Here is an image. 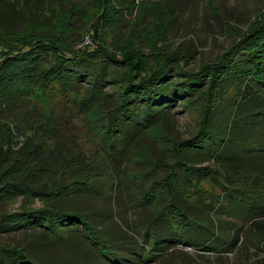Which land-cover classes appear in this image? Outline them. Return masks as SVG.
<instances>
[{
	"label": "rangeland",
	"instance_id": "374dc122",
	"mask_svg": "<svg viewBox=\"0 0 264 264\" xmlns=\"http://www.w3.org/2000/svg\"><path fill=\"white\" fill-rule=\"evenodd\" d=\"M54 1L57 0H0V23L20 29L40 19L34 25L37 32L51 33L58 29V34L75 51L87 43L95 46L90 32L97 28L101 45L113 55L122 58L126 51H139L145 70L157 59L172 55L180 68L196 71L217 60L237 39L264 23V0H109L107 12L98 0H59L61 4L55 3L51 8ZM27 36L0 30V52L20 47L22 40L29 39ZM124 69L113 63L104 65L105 78L94 95L87 83H83L79 92L67 96L44 91L39 85L28 87L23 95L28 107L19 111L16 122L20 121L22 127L29 122L27 126L40 131L48 124L57 129L60 142L64 143L59 154L62 163L57 161L60 166L47 174L32 175L46 191L42 197H19L10 205L11 210H16L24 201L34 206L57 204L86 213L102 234L93 235L100 247L106 240L112 250L102 247L99 252L98 245L84 244L74 234L51 240L37 232L20 230L0 232V242L27 248L33 245L34 253L48 264H264V234L246 226L240 242L229 252L202 248L203 244L198 243L202 236L195 239L194 246L169 244L167 251L149 261L153 259L154 244L146 237L153 235V240L157 233L160 237L166 234L165 215L157 219L155 216L168 203V192L172 190L176 201L200 219L196 221L198 225L193 223L196 229L204 227L210 234L218 231L213 246L227 238L230 226H240L241 219L247 217L230 212L222 184L247 189V195L258 206H264V112L237 115L235 110L226 112L220 108L225 102L220 103L211 121V127H220L209 132L207 140L216 146L221 140L237 141L226 147L234 151L228 162L240 175L226 178L219 161L209 163L215 173L200 179L186 177L178 162L187 160L182 157L181 142L196 135L199 129L202 108L199 90L182 100L175 97L174 105L157 106L155 117L136 113L135 123L122 125L127 135L123 140L129 141L118 151H109L101 142L98 128L107 119L104 109L118 102ZM181 78L178 69L171 68L169 79L177 82ZM145 122L153 125L146 129ZM54 141H43V149L51 157L54 153L46 150L53 148ZM66 157L70 160L63 163ZM172 171L176 172L174 177ZM57 190L60 192L55 194ZM186 192L189 201L183 200ZM55 195L58 197L54 203ZM200 196L204 198V206H216L223 211L209 214L199 209L200 203L195 200ZM217 222L219 226H215ZM170 233L171 230L167 234ZM142 234H147L143 250L149 262L140 261ZM1 258L11 263L9 255L4 253ZM126 258L133 262H127Z\"/></svg>",
	"mask_w": 264,
	"mask_h": 264
},
{
	"label": "trees",
	"instance_id": "16d2710c",
	"mask_svg": "<svg viewBox=\"0 0 264 264\" xmlns=\"http://www.w3.org/2000/svg\"><path fill=\"white\" fill-rule=\"evenodd\" d=\"M98 1L103 11L110 10L107 4L109 0ZM55 3L61 4L59 0L54 1L51 8ZM38 21L40 19L30 21L20 29L9 28L0 23L1 31L11 35L28 34L27 38H29V41L22 40L20 42L22 45L11 52H0V208H3L0 213V232L17 230L37 232L51 240L74 234L80 241H84V244L98 245L99 252L102 247L112 250L106 240L100 247V243L93 235L101 232L86 213L66 209L57 204L34 206L25 201L18 209H10V205L19 197L22 199L27 196L42 197L46 191L39 182L32 179V175L36 172L47 174L60 166L57 161L62 163L59 154L64 143L60 142L62 139L57 129H51L48 124L40 131L37 127L27 126L29 122L23 127L19 124L20 121L16 122L19 111L28 107L24 105L25 91L29 86L32 88L39 85L44 91L58 92L67 96L79 92L83 83H87L88 90L94 95L101 88L105 78L102 68L106 64L113 63L115 66L125 67L121 76L118 102L104 109L107 119L98 128L100 140L109 151H118L129 141L123 140L127 135L122 125L135 123L136 113L155 117L157 106L163 108L165 103L168 104L167 107L174 105L175 97L182 100L185 95L199 90L202 99L199 129L196 135L181 142L182 157L187 160L186 163L178 162V165L186 177L193 176L197 179L215 173L209 163L219 161L225 170L223 172L226 178L240 175L228 162V158L234 156V151L226 147L231 141H234V144L237 141L221 140L216 146V143L210 142L207 137L209 132H215L220 127V125L216 128L211 127V121L217 110L216 107H219L223 101L225 104L220 108L226 112L230 109L232 112L235 110L237 115L250 111L264 112V23L253 32L237 39L217 60L203 64L196 71H188L180 68L172 55L157 59L148 70L141 65V54L137 50L126 51L122 53V58H119L107 50L106 46L101 45L97 28H92L90 32V38L95 46L87 43L75 51L69 46V41L58 34L60 33L58 29L51 33L37 32L34 25ZM173 67L178 69V73L182 76L177 82L169 79V72ZM234 82L238 85L236 86ZM232 84L235 85L232 87ZM155 119L157 120V117ZM151 125L153 123L149 122L146 129ZM44 140H55L53 148L46 150L54 153V157L46 155L43 149ZM262 146L264 148V144ZM68 160L70 158L66 157L63 163ZM175 173L172 171L171 176L174 177ZM255 181L259 184L258 180ZM250 186H253L251 182ZM221 188L229 203L230 212L238 216L247 214L245 219H241V225L230 226L227 238L224 237L221 243L213 246L216 237L214 235L218 231L210 234L204 227L196 229L193 223L200 219L193 217L180 201H176L172 190L168 192L170 194L168 203L155 216L157 219L165 215L164 218L166 217L168 223L165 228L166 234L160 237L157 233L153 240L151 239L153 235L146 237L154 244V249H151L153 259L149 261L155 260L162 252L167 251L169 244L194 246L195 239L202 236L200 239L202 242H198L203 244L202 248L209 247V251L220 249L229 252L240 242L245 226L264 234V206H258L257 201L247 195L248 191L245 188L233 186L231 183L222 184ZM59 192L60 190H57L55 194ZM186 194L188 193L184 194L183 200L189 201ZM55 196L52 200L54 203L58 195ZM195 201L200 203L199 209L209 214L223 211L216 206L210 207L207 204L204 206L205 201L202 196ZM207 212L204 214L209 217ZM215 226H219V223L217 222ZM170 230L171 233L167 234ZM150 232L148 231V234ZM145 236L147 234H142L139 238L144 245H141L142 249L138 250V253L141 254L140 261L149 262L143 250L146 246ZM226 239L229 240L223 243ZM32 247L33 245L27 248L19 244L0 242V264H8L1 258L4 253L10 257L9 264H48L34 253ZM126 261L133 262L129 258H126Z\"/></svg>",
	"mask_w": 264,
	"mask_h": 264
}]
</instances>
